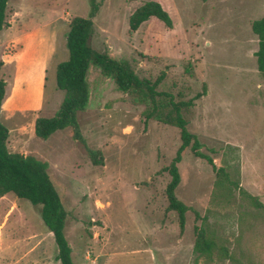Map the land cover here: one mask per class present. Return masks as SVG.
<instances>
[{
	"label": "rangeland",
	"instance_id": "rangeland-1",
	"mask_svg": "<svg viewBox=\"0 0 264 264\" xmlns=\"http://www.w3.org/2000/svg\"><path fill=\"white\" fill-rule=\"evenodd\" d=\"M98 1L88 44L127 60L151 84L159 78L157 106L120 91L90 64L88 101L76 114L80 140L70 126L42 139L34 121L60 107L64 92L56 87V66L68 58L70 19L88 16L89 0H8L6 21L21 34L0 35V77L6 83L0 118L9 130L7 147L47 163L66 211L73 264H264V71L251 29L264 15V0H156L171 27L150 17L135 31L129 15L148 0ZM36 32L50 41L43 86L39 71L26 86H14L25 74L17 63L46 57L32 42ZM170 99L179 104L202 154L189 146L175 163V196L186 206L183 227L165 193L182 143L180 129L164 121L173 110ZM203 156L224 174L218 176ZM219 178L223 184L216 183ZM39 210L11 192L0 198V264H60ZM200 226L228 249V257H197Z\"/></svg>",
	"mask_w": 264,
	"mask_h": 264
},
{
	"label": "trees",
	"instance_id": "trees-1",
	"mask_svg": "<svg viewBox=\"0 0 264 264\" xmlns=\"http://www.w3.org/2000/svg\"><path fill=\"white\" fill-rule=\"evenodd\" d=\"M89 2L90 11L87 17L72 16L70 19L66 34L68 58L56 66V87L64 92L60 107L54 116H38L34 121V133L42 139H46L55 131L69 126L73 129V136L76 139H82L76 114L85 108L88 101L87 73L90 64L98 67L104 75L111 77L120 91L131 93L141 102L151 101L153 107L157 106L155 104L157 92L154 87L159 78L151 84L148 80L139 78L127 60H116L106 52L98 51L88 44V39L93 31L91 19L96 16L99 9L98 0H89ZM7 3L8 0H0V31L8 26L6 21ZM150 17L157 18L168 27L172 25L171 18L162 5L156 0H148L129 15V29L135 31L142 22ZM251 29L258 39V49L255 52L258 68L260 71H264V15L252 22ZM2 65L3 60L0 58V69ZM5 86V81L0 77V115L2 103L6 96ZM200 95L198 94V96ZM169 102L173 110L168 112L164 121L174 123L180 129L182 143L169 167L171 179L165 188V193L168 207L178 213L179 225L183 227L186 206L175 196V188L180 182V175L175 163L180 160L182 151L189 146L196 154H202L196 150L199 142L196 136L187 130V122L180 115L179 104L174 103L171 99ZM172 111L175 112L174 116H171ZM147 117L150 115L148 114ZM8 136L9 130L0 118V198L11 192L18 198L27 199L33 205H39L40 217L54 237L57 248L56 260L60 264H73L71 248L64 235L66 211L48 175L47 163L33 155L10 152L7 147ZM203 157L218 176L221 177L224 174L223 168H216L209 157ZM216 183L223 184L221 178ZM234 185L237 186V183L234 182ZM247 195L251 198L254 206L262 207L257 197ZM193 251L197 257L205 255L209 259L215 253L219 258L221 256L228 257L229 253L226 247L218 246L214 234H208L202 226L196 228Z\"/></svg>",
	"mask_w": 264,
	"mask_h": 264
},
{
	"label": "crops",
	"instance_id": "crops-1",
	"mask_svg": "<svg viewBox=\"0 0 264 264\" xmlns=\"http://www.w3.org/2000/svg\"><path fill=\"white\" fill-rule=\"evenodd\" d=\"M7 34L8 35H10V38H12V37H17V36H19L20 37V34H21V31L19 30V29H15V27L13 26V25H9L8 27H7V29H2L1 31H0V35L1 36H3L4 38H6V39H8L7 38ZM40 34H42V33H38V32H36V33H34V35H31V37H32V42H34V44H36V46L39 48V46H42V48H41V51H40V53L41 54H45L46 55V57H43V59H42V61L41 62H39V63H35V64H32V62H27V61H23V62H21V63H17V71L19 72V71H22V70H24V78L21 80V81H17L16 80V83H15V85L14 86H16V85H18V83L19 84H26L27 85V83L28 82H31L32 81V76L33 75H36L35 73L36 72H40V76H41V85L43 86V82H42V70H43V63L45 62L44 60H46V58H47V54H48V52L50 51L48 48H47V46H48V44H49V38H48V36L47 37H44V41H42V38L40 39L38 36L40 35ZM24 36V35H23ZM41 40V41H40ZM43 42H46V43H44L45 45H43ZM43 50V51H42ZM49 50V51H48ZM25 85V86H26ZM22 87H23V85H22ZM16 100H17V97H15V98H13L12 99V102H11V104H10V107H14L15 106V102H16ZM40 102V100L37 102V103H28L27 105H23V104H21V105H17L16 104V107H15V109H28V108H31V107H35V106H37L38 105V103ZM3 104V103H2ZM1 112H2V109H1ZM58 261V260H57Z\"/></svg>",
	"mask_w": 264,
	"mask_h": 264
}]
</instances>
